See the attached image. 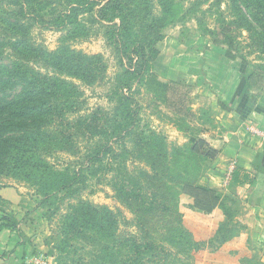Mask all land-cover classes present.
I'll use <instances>...</instances> for the list:
<instances>
[{"label": "trees", "instance_id": "obj_1", "mask_svg": "<svg viewBox=\"0 0 264 264\" xmlns=\"http://www.w3.org/2000/svg\"><path fill=\"white\" fill-rule=\"evenodd\" d=\"M32 1L25 0L24 3L30 4ZM77 1L85 6L89 0ZM125 1L108 0L104 6V9H110L112 17L116 12L121 14L119 24L114 22V19H111L110 25L103 24L109 29L106 30L107 34L112 36L110 40L115 43L114 48L121 55L120 61L123 65V76L111 96L112 99L119 94V104L113 106L112 111L96 109L90 115L81 114L78 107L81 99L79 86L58 75L59 71L63 73L66 70L68 72L76 70L93 76L97 73L93 61L87 62V57L77 60L75 53L67 44H63L55 52L36 45L31 40L28 27L25 28L19 22H13L11 26L14 32L20 31L22 35L14 33L8 36L2 33L0 58L7 55L9 57V54H6L7 49H10L14 56L10 58L9 63L0 64V184L3 178L13 177L37 186V190L43 195L39 203L42 205L54 200L62 201L67 195L78 193L81 187L86 186L88 179L86 173L90 176L102 177L111 173L109 182L117 190L124 204L138 216L140 232H119L118 216L107 206H92L89 203L80 208L74 206L71 209L73 214L64 217L58 231L59 240L55 246L58 264H194L191 259L193 260L192 257L196 252L203 249V246L206 249L217 248L228 239L227 234L220 232L228 233L231 230L225 229V225H222L218 230L220 234L203 241L202 246L198 247L200 244L193 232L182 223V211L179 210L181 208L177 201L178 218L168 217L171 213L170 205L158 201L157 192L160 189L150 191L154 199L157 197V202H153L152 199L149 203L146 200L144 191L150 189L151 182L163 181L158 172L148 175L142 170L134 174L127 169L124 157L131 153L127 141L135 140L132 134L139 123V106L137 101L134 103L135 106L133 105L134 98L123 88L127 87L128 91H132L131 78L142 79L144 73L151 71L152 67L145 46L138 38L140 33L134 31L135 22L126 15ZM221 3L220 1V7ZM230 3L240 21L244 20L249 31L257 34V40L264 39V0H231ZM226 4L230 7L229 3ZM80 5L72 7V14L62 11L60 17L76 21ZM243 7L253 23L246 18ZM167 10L174 13L171 7L167 6ZM164 24L166 23L162 22L161 27ZM238 25L242 27L241 23ZM79 27L78 23L69 29V33H75ZM258 27L262 29V33L259 32ZM213 33L215 40L217 37H222V42L229 47L226 55L234 58L233 48L236 37L232 33L231 23L223 19ZM153 35L148 44L150 46L163 39L162 32ZM135 57L137 62L141 61L140 63L145 66L140 71L137 63L124 64V58L133 61ZM38 60L47 62L46 71H42L37 65ZM51 66L57 70L55 74L49 71ZM262 79L261 73L251 72L244 76L241 84L248 90H261L264 89V82L263 85L260 83ZM9 88L11 91H8ZM101 118H105L103 124L100 123ZM87 132L90 139L86 143L84 157L80 162L77 161L75 164L68 162L62 168H57L49 162L48 155L58 149L80 152L78 136L82 138ZM97 134H100L99 138L94 139V135ZM190 142L191 144L169 145L167 137L153 132L150 141L140 146L149 148L146 153L150 155L153 167L158 171L159 166H165V160L167 161L168 158L176 161L175 164L178 163L179 167V193L189 196L194 208L210 213L220 203L221 196L213 189L200 186L196 176L187 177L189 170L185 159L192 154L214 159L218 150L211 147L203 138L191 139ZM119 147H121L120 152H118ZM169 149L174 152L173 156L169 154L171 152ZM146 153L141 151L139 155ZM119 156L122 157L121 162L115 163L114 160ZM160 157L162 159H159ZM237 173L248 176V173L242 169H238ZM169 174L168 172L167 175ZM235 181H240L237 174ZM130 183L136 185L127 188ZM61 191H67L63 197L58 196V192ZM56 208L58 209L59 205ZM174 211L175 207L172 209V212ZM166 217L168 222L163 223ZM1 220L0 230L3 227L19 229V222L15 217L5 215ZM148 221H155L159 225L158 231L163 234L164 240L171 246L177 247L178 253L174 252L173 248L160 245L150 238L149 230L145 227ZM240 263L264 264L247 257H242Z\"/></svg>", "mask_w": 264, "mask_h": 264}, {"label": "rangeland", "instance_id": "obj_2", "mask_svg": "<svg viewBox=\"0 0 264 264\" xmlns=\"http://www.w3.org/2000/svg\"><path fill=\"white\" fill-rule=\"evenodd\" d=\"M218 1L222 2L221 7ZM230 1L126 0L124 2L126 15L135 22L134 31L140 33L138 38L145 46L152 67L151 71L144 73L142 79L131 78L132 91H128L127 87L123 88L134 98L133 105L135 106L134 103L137 101L139 106V123L132 134V138L136 141L131 139L127 141L131 153L126 154L124 160L128 171L134 174L142 170L148 175L158 172L163 181L153 180L151 182V190L144 191L146 200L149 203L152 199L153 202H157L158 197L160 203L170 205L171 213L168 217L176 218H178V207H176L178 202L181 208L179 210L182 211V223L188 230L192 229V217L199 220L197 228L199 237L202 236V231H205L206 234L208 219L206 216L198 218L192 199L179 193L178 163L175 164L176 161H171L168 158L167 161L165 160V166H159L158 171L153 167L150 155L146 153L149 148H143L140 145L148 143L153 132L167 137L169 145L191 144V139L200 138V131L208 120L207 111L210 104L206 92L200 93V91L208 89L209 79L213 77L214 72H222L224 67L227 71L230 68L235 70L239 64L241 67H246L247 74L261 73L264 79V39L257 40V34L249 31L244 20L240 21L235 10L231 8ZM24 2L25 0H0V36L2 33L12 36L16 32L11 24L19 22L25 28L28 27L31 32V40L36 45L55 52L63 44H67L75 53L77 60L87 57V62L93 61L97 67V73L93 76L76 70L69 72L66 70L63 73L59 71L58 75L79 86L81 99L78 107L81 114L90 115L96 109L112 111L113 106L119 104V94L112 99L111 96L123 76V65L120 61L121 55L114 48L115 43L110 40L112 36L107 34L106 30L109 29L103 24L110 25L111 19L119 24L121 22L120 12H116L112 17L110 9H104L108 0H89L85 6L80 5L77 0H33L30 4ZM226 3H229L230 7H227ZM242 4L244 5L245 2L243 1ZM78 5L80 8L77 11L76 21L60 17L62 11L72 14V7ZM167 6L171 7L174 13L169 12ZM243 9L248 21L253 23L247 10L244 7ZM223 19H226L227 23H231L232 33L236 37V44L233 48L234 58H229L226 55L229 47L222 42V37H217L215 40L213 33V30L220 26ZM162 22L166 24L161 27ZM78 23L79 29L73 34L69 33V29ZM240 23L242 27L238 25ZM258 30L262 33V29L258 27ZM152 32L153 34L162 32L163 39L150 46L148 45L149 41L154 37ZM16 34L22 35V32L18 31ZM11 52L10 49H7L6 54L8 53L9 57L7 55L0 58V64L10 62V58L14 56V53ZM136 59L135 57L133 61H129L128 58H124V64L137 63L140 71L145 66L140 63L141 61L137 62ZM229 60L230 65L226 62ZM38 62L37 65L40 69L46 71L47 62L45 60H38ZM49 71L55 74L57 70L51 66ZM263 79L260 82L261 85H263ZM8 91L11 89L9 88ZM260 91H264V89ZM71 117L73 118L72 115ZM104 119L101 118L100 123L103 124ZM198 123H202L203 126ZM82 131L84 133L83 127ZM99 136L100 134L94 135V139ZM79 139L80 152L58 149L48 155L49 162L57 168L64 167L68 162L73 164L77 161L80 162L84 157L86 143L90 139L89 133L84 134L82 138L78 136ZM118 150L120 152L121 147ZM169 150L171 151L169 154L173 156L174 152ZM141 151L146 154L139 155ZM192 155H188L185 159L189 170L187 177L204 176L212 161L203 156ZM121 159L122 157L119 156L114 161L120 163ZM168 172L169 175H167ZM86 174L88 176L86 186L81 187L78 193L67 195L62 201L54 200L42 205L39 203L43 195L37 190V186L13 177L3 178L0 188H16L22 199L25 200L24 202L28 203L22 206L19 217L22 219V223L32 226L29 232L30 237L23 235V238L32 246L33 255L39 256V263L58 264L55 247L59 240L58 231L63 224L64 217L73 214L71 209L74 206L80 208L87 203L92 206H107L118 216L119 232H140L138 216L124 204L116 192L117 190L109 182L112 174L108 173L106 177ZM134 185L136 184L130 183L127 188H133ZM156 188L160 190L154 199L150 195V191ZM66 192H58V196L63 197ZM30 204L32 210L29 208ZM57 205H59L58 209ZM174 207L175 211L172 212ZM11 210L16 211L11 209L6 201L0 199L2 215L15 217V214L10 213ZM165 222H168L167 217L163 223ZM145 227L149 230L150 238L160 245L173 248V251L178 253L177 247L171 246L164 240L163 234L158 231L160 227L155 221H148ZM195 239L197 240L196 237ZM203 241L206 240L198 239L197 242L200 244L198 247L202 246ZM211 250L214 251V248ZM206 251L207 249L203 246V249L194 254L191 261L194 264H214L212 258L207 256ZM182 257L185 258L184 255Z\"/></svg>", "mask_w": 264, "mask_h": 264}, {"label": "crops", "instance_id": "obj_3", "mask_svg": "<svg viewBox=\"0 0 264 264\" xmlns=\"http://www.w3.org/2000/svg\"><path fill=\"white\" fill-rule=\"evenodd\" d=\"M226 62L230 65V60ZM222 70L214 72L216 75L210 77L208 89L200 91L206 92L210 100L208 120L200 131V138L217 149L218 154L209 159L212 163L205 175L197 178L200 186L220 194L221 201L210 213L195 208L198 218L208 219L206 234L202 231L199 237V220L194 217L191 230L197 240L227 234L226 242L214 251H206L214 264H241L242 257L264 263V91L242 86L247 74L245 66L238 64L235 70L227 71L225 67ZM238 169L246 171L248 176L237 173ZM236 174L239 182L235 181ZM0 199L16 210L10 213L19 222L18 230L8 227L0 230V264H41L39 256L33 255L32 246L23 238L32 229L19 217L22 206L28 203L14 187H1ZM1 215L0 211V224ZM222 225L231 232L219 233Z\"/></svg>", "mask_w": 264, "mask_h": 264}]
</instances>
